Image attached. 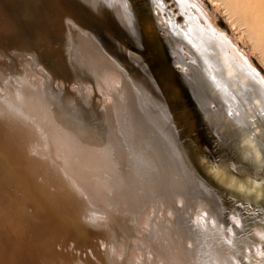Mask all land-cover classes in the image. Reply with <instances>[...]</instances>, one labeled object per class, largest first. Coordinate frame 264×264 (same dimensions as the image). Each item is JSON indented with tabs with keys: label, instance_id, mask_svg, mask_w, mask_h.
Listing matches in <instances>:
<instances>
[{
	"label": "bare ground",
	"instance_id": "obj_1",
	"mask_svg": "<svg viewBox=\"0 0 264 264\" xmlns=\"http://www.w3.org/2000/svg\"><path fill=\"white\" fill-rule=\"evenodd\" d=\"M134 1L0 0V91L43 135L34 149L10 125L0 166L39 169L60 254L22 259L264 264V78L195 0H178L182 26L161 0ZM212 2L264 62V0ZM70 172L88 196L63 186L54 198L50 177ZM85 202L105 214L104 258L88 243L97 225L79 220Z\"/></svg>",
	"mask_w": 264,
	"mask_h": 264
},
{
	"label": "rangeland",
	"instance_id": "obj_2",
	"mask_svg": "<svg viewBox=\"0 0 264 264\" xmlns=\"http://www.w3.org/2000/svg\"><path fill=\"white\" fill-rule=\"evenodd\" d=\"M177 1L178 0H161V4H153L157 7H160L164 11L165 17H167L169 13L173 14V16L177 19V24L182 26L186 22V17L181 14V10L177 6L181 1ZM195 1L198 3V5L201 4L200 6L215 19L218 30L224 33L230 42L234 43L236 49L241 52L240 54L245 55L253 64L255 69L259 72V74L264 78V62L261 58H258L260 57L259 55H255L258 54L257 52L254 53L255 51L250 50V47H248V45H246L242 39L240 40V37L236 32L233 31L231 24L226 19L222 11L216 7L212 0ZM175 2H177V4ZM160 16L161 18L164 17L163 15ZM160 31V34H165L163 29L160 28ZM37 74L39 75V73ZM5 98V93L0 91V141H6L7 135H10V129H8V127L11 125L14 126L16 129L15 131H17V136L15 139L16 141H19L20 143L23 140H29L28 136L33 139L36 137V146L33 145V147L34 149H39L43 139V135L41 136L42 132L39 131L40 136L38 138L37 134L35 135V132L29 129L30 122L27 120V118H24V116L20 114L14 106L11 105L12 103L10 104V102ZM38 124L42 126L41 122ZM32 133L33 136H31ZM10 137H12V135H10ZM9 148V150L14 149L13 146H10ZM4 154H7V151L0 150V160L2 161L6 160ZM60 161L64 166H67L64 159ZM61 162H58V164H61ZM15 173L19 174L20 171H15L12 168L6 169V167L1 168L0 166V264H25L23 259L30 255H39V257L42 259L48 258L50 260L59 258L60 254L58 253L59 251L53 238V232L55 231L54 229L56 228L57 220L55 218L54 210L51 208L48 202L49 199H46L45 193H47V191H45L43 187L44 184H42L45 183L46 180L42 177L41 172L37 168L30 169L28 167L27 177L20 178L15 176ZM74 176L76 175L74 174ZM74 178L73 172L64 174L63 177H50L49 181L53 182V184L57 185V187L50 189L48 192H50L54 198H57L58 196L55 194V189H58V187L63 188V186H65L73 191H79L82 198L87 197L89 192V189L87 188L88 186H81V184L77 185V179ZM86 204V202L83 204L81 203L80 207H77L81 209V206L83 207V205L87 207ZM86 207L84 208V211H82L83 208L80 210L83 212V216H81V218L78 216L79 220L81 222L82 219V222L84 221L88 224L93 223L95 226L97 225L99 230L96 229V233L91 232L92 234L89 235L90 240H88V243L89 246L91 244L90 247H95L93 249L94 252H99V256L104 258L106 255L104 252L106 247L103 244L105 236L99 231L105 230L107 226L99 221H101V216L105 214L103 211L97 208H93L91 212H86ZM89 213H92V215ZM127 220H129V218ZM205 223L208 225L206 229H202L203 233L210 231L212 232V230L213 232L215 231L214 227H212L209 222ZM208 226L211 227L209 228ZM132 230V233H134L133 235L143 237V234L138 230V226L132 228ZM93 236L94 239H92ZM102 237L104 239H102ZM96 238H98V240H96ZM124 242L125 240L120 238L118 245L122 246ZM82 243L84 244L85 241L79 242V244H77L79 245L78 247L81 245L80 250L76 252V256L79 258H84L85 256L84 252L86 250L87 243H85V245H82ZM156 243L157 246H159V249L164 248L163 246H160L158 242ZM92 244H95V246ZM109 254V258L113 264H135L133 261H130L131 258L124 262L121 259V256L118 255V252H112ZM17 258L21 259V263L17 261ZM148 259L149 257L147 260ZM148 262H150V259Z\"/></svg>",
	"mask_w": 264,
	"mask_h": 264
},
{
	"label": "water",
	"instance_id": "obj_3",
	"mask_svg": "<svg viewBox=\"0 0 264 264\" xmlns=\"http://www.w3.org/2000/svg\"><path fill=\"white\" fill-rule=\"evenodd\" d=\"M131 1H132L133 3H135L134 0H131ZM158 33H160V28H158ZM121 43H122L125 47L130 48L129 44H128L126 41L121 40Z\"/></svg>",
	"mask_w": 264,
	"mask_h": 264
}]
</instances>
